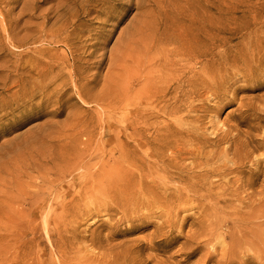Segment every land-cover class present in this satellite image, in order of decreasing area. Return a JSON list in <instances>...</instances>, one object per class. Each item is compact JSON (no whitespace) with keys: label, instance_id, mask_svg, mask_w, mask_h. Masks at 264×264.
Listing matches in <instances>:
<instances>
[{"label":"bare ground","instance_id":"bare-ground-1","mask_svg":"<svg viewBox=\"0 0 264 264\" xmlns=\"http://www.w3.org/2000/svg\"><path fill=\"white\" fill-rule=\"evenodd\" d=\"M65 1L58 0L57 5ZM84 1L85 15L100 6L96 12L104 19L116 12L112 3L138 8L132 0H95L93 6L94 0ZM19 2L9 0L7 8L0 0V113L8 110L0 114V121L14 118L12 112L20 104H32L34 90L42 87L41 82L34 83V76L46 80L53 75L48 79L51 85L60 80L55 90L71 84L89 105L87 87L81 85L79 76L86 62L76 59L72 50L80 41L76 33L81 25L77 24L79 11L46 37L49 44L64 47L66 53L56 56L54 48L35 51L31 27L20 22L31 2L25 0L13 13ZM263 12L258 8L252 18L235 22L230 29L206 22L181 26V34L162 41L163 56L143 75V133L130 132L133 121L128 117L127 88L120 94L93 96V103L108 99L101 107L104 113L90 126L103 131L84 133L83 148L67 171L78 184L49 224V231L58 238L52 243L56 262L51 264H146L148 260L158 264L150 255L143 258L141 246L135 249L133 244L139 238L132 236L147 225L159 231L158 237L171 234L172 229L180 233L191 216L179 213L186 211L185 206L192 209L193 203L213 213L184 234L179 250L188 247V258L203 251L201 264H257L250 261L254 259L264 264V92L253 95L264 89ZM22 47L23 55L12 54L6 60V48ZM46 55L49 61L44 62L40 58ZM13 88L17 90L6 93ZM88 89L90 93L92 88ZM229 104L236 107L219 122L218 112ZM117 118L121 119L119 132L113 135L107 131L109 119ZM234 202L243 205L238 215H226L224 208ZM100 215L105 219L99 220V227L106 232L94 235L95 229L78 240V221ZM143 216L149 217L143 220ZM26 231L30 235V228ZM120 237L126 239L111 244ZM177 239L176 235L172 238ZM151 243L149 249L157 250V243ZM245 246L249 250L244 252ZM116 247L125 251L115 254ZM245 253L251 256L234 262ZM37 259L41 264L42 258Z\"/></svg>","mask_w":264,"mask_h":264},{"label":"rangeland","instance_id":"rangeland-1","mask_svg":"<svg viewBox=\"0 0 264 264\" xmlns=\"http://www.w3.org/2000/svg\"><path fill=\"white\" fill-rule=\"evenodd\" d=\"M3 1L7 8L11 6L7 3L9 0ZM24 1L20 0L13 13L22 7ZM29 1L31 9L26 16L20 17L21 25L25 22L31 27L35 51L54 48L56 56L66 53L64 47L49 44L46 37L70 19L71 13L79 11L77 24L81 25L76 33L80 41L72 50L76 59L82 58L86 62V68L79 76L81 85L87 87L90 98L86 101L90 104L85 105L81 101L82 98L74 93L71 84H66L63 88L59 86L55 90L60 80L51 85L48 79L53 75L46 80L34 76V83L41 82L42 87L34 90L32 104L22 106L19 103L20 107L12 112L14 118L0 121V264H38V257L42 258L41 264L56 262V256L51 254L54 251L52 243L58 242V238L53 231H49V224L54 219V214L59 213L61 204L71 196L72 188H77L78 183L67 176V171L77 157V152L83 148L84 133L93 131L91 124L100 119L104 113L101 107L108 101L98 100L93 103V96L99 98L110 92L120 94L127 88L130 103L128 117L133 121L130 132L139 130L143 133V75L151 63L163 56L165 45L162 41L167 36L181 34V26L187 28L192 23L206 22L210 26L230 29L233 23L252 18L258 8L264 9V0H132L138 8L136 5L127 7L112 3L109 5L115 7L116 12L112 18L104 19L103 15L96 12L100 10V6H95V9L92 8L85 15L87 4L84 0H67L62 6L57 5L58 0ZM95 3L94 0L90 4L93 6ZM263 18L264 12L261 14V19ZM23 49L24 47L12 50L6 48V60L12 54L23 55ZM90 53H93L92 56H89ZM47 57L48 55L40 59L46 62L49 61ZM63 72L67 73L68 70ZM88 87L92 88L90 93ZM60 89L63 91L56 97ZM16 90L13 88L6 93ZM263 92L264 89L253 95ZM42 93L43 96L40 97ZM48 95H51L49 101L46 100ZM235 107L236 105H225L218 112L217 120L222 122L227 119ZM5 111L8 110L0 114ZM114 120L111 122L109 119V130L106 129L113 135L119 132L121 119ZM229 121L232 123L231 118ZM100 131L103 130L95 128L93 132ZM66 184L73 186L66 187ZM245 202L248 206V202ZM191 206L192 209L185 206L186 211L179 213L180 217L186 214L191 216L183 223L180 233L177 229H172L171 234L158 237L159 231L154 226L147 225L132 236L139 238L133 244L135 249L136 246H141L138 250H143V258L150 255L154 261H159L158 264L202 263L203 251L188 258L185 252L189 248L179 249L185 242L184 234L190 228H198L200 221L213 212L196 208V203ZM242 206L239 202H234L225 207L224 212L226 215H238L237 210ZM193 214L196 216L193 217ZM148 217L143 216V220ZM104 219V215H100L98 219L78 221L77 239L80 240L82 234L88 235L89 231L95 229L94 235L105 233L106 230L99 227V220ZM153 222L160 223L157 220ZM29 228L30 235L26 231ZM175 235L178 239L172 240ZM124 239L126 237H120L111 244ZM151 242L157 243V250L149 249ZM248 248L245 246L244 252ZM124 251L122 247L114 249L115 254ZM244 255L251 256L247 253L240 254L234 262L245 259ZM250 261L262 263L256 259ZM154 263L148 260L146 264Z\"/></svg>","mask_w":264,"mask_h":264}]
</instances>
